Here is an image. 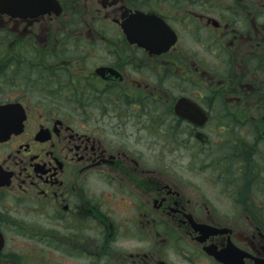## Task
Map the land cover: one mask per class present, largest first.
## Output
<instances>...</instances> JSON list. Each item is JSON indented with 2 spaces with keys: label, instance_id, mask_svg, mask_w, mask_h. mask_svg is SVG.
<instances>
[{
  "label": "flooded vegetation",
  "instance_id": "af4514ba",
  "mask_svg": "<svg viewBox=\"0 0 264 264\" xmlns=\"http://www.w3.org/2000/svg\"><path fill=\"white\" fill-rule=\"evenodd\" d=\"M0 8V264H264V0ZM155 127L231 136L199 172L227 205Z\"/></svg>",
  "mask_w": 264,
  "mask_h": 264
},
{
  "label": "rangeland",
  "instance_id": "374dc122",
  "mask_svg": "<svg viewBox=\"0 0 264 264\" xmlns=\"http://www.w3.org/2000/svg\"><path fill=\"white\" fill-rule=\"evenodd\" d=\"M2 99V95L0 94V100ZM68 104V103H66ZM72 105V104H71ZM73 106V105H72ZM218 115L211 118L209 123L210 128L217 122ZM214 132L208 131V140L204 143H197L194 140L193 135L190 136L189 131L183 133L177 128H173L172 131L168 132L163 129H159L157 127L154 128V155H171L172 162L176 165L172 170L179 167H184L185 169H180V171L184 172L183 177L188 182V184H192L191 187L204 189V193H206L211 199H215L219 197V201L227 205L223 200V196L217 195L218 188L215 185L214 179H202L205 176L200 172V169L204 167L207 161L214 162L217 157L224 156L229 152L230 148V138L231 136H226V133H223L222 140L219 142L220 133L218 130H213ZM164 132L169 139H166L164 136ZM171 140V141H170ZM217 146L219 149L217 150ZM215 159H211L212 157ZM199 161V162H198ZM225 161V160H224ZM224 161L219 162V164H223ZM210 170V169H209Z\"/></svg>",
  "mask_w": 264,
  "mask_h": 264
},
{
  "label": "water",
  "instance_id": "95a60500",
  "mask_svg": "<svg viewBox=\"0 0 264 264\" xmlns=\"http://www.w3.org/2000/svg\"><path fill=\"white\" fill-rule=\"evenodd\" d=\"M153 44L156 45H161L163 43V41H161L162 35L161 34H156L155 36L153 35ZM4 110H3V106L0 107V140L6 138L9 134V132L7 130H5L4 128V124H3V119H4Z\"/></svg>",
  "mask_w": 264,
  "mask_h": 264
}]
</instances>
